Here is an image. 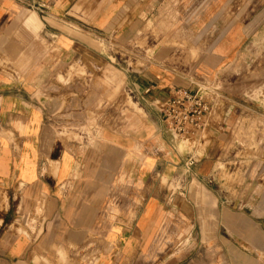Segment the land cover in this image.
I'll use <instances>...</instances> for the list:
<instances>
[{
  "label": "crops",
  "instance_id": "0c3cea01",
  "mask_svg": "<svg viewBox=\"0 0 264 264\" xmlns=\"http://www.w3.org/2000/svg\"><path fill=\"white\" fill-rule=\"evenodd\" d=\"M243 85H264V0H0V264H264ZM200 88L183 154L158 105Z\"/></svg>",
  "mask_w": 264,
  "mask_h": 264
},
{
  "label": "built area",
  "instance_id": "2783aa9c",
  "mask_svg": "<svg viewBox=\"0 0 264 264\" xmlns=\"http://www.w3.org/2000/svg\"><path fill=\"white\" fill-rule=\"evenodd\" d=\"M214 92L209 88L194 92L179 89L165 105H158L164 132L172 142L190 138L205 129L217 96Z\"/></svg>",
  "mask_w": 264,
  "mask_h": 264
},
{
  "label": "rangeland",
  "instance_id": "374dc122",
  "mask_svg": "<svg viewBox=\"0 0 264 264\" xmlns=\"http://www.w3.org/2000/svg\"><path fill=\"white\" fill-rule=\"evenodd\" d=\"M150 26H153L152 23H150ZM165 38H161V37H152L150 38V41L147 43V48L150 46L152 47L154 44H159L160 41H162V43L164 42ZM140 47H144V45L141 43ZM137 48V47H136ZM134 54L136 53H132L130 54V56L132 57ZM148 57H153L154 53L153 52H148L147 53ZM232 92V91H231ZM241 92L247 96L248 100L249 98L252 99H259L261 98V101H259V104H261V106L264 108V102L262 101L264 99V85L263 86H250V85H243ZM250 93L252 94V96L250 95ZM261 102V103H260ZM257 132L259 133H263L264 134V124L263 123H259V126L257 128ZM179 145L181 146L183 143H186L187 147H185L184 149H181V152L184 154L187 151H189L191 149V140H189V138H184L181 141H179ZM166 183V181H164Z\"/></svg>",
  "mask_w": 264,
  "mask_h": 264
}]
</instances>
